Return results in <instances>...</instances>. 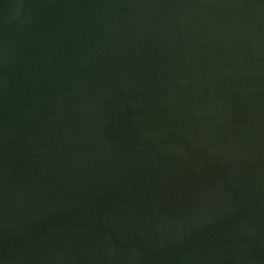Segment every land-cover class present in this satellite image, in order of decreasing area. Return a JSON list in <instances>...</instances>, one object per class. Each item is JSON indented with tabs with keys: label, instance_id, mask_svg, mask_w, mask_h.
I'll return each instance as SVG.
<instances>
[{
	"label": "water",
	"instance_id": "obj_1",
	"mask_svg": "<svg viewBox=\"0 0 264 264\" xmlns=\"http://www.w3.org/2000/svg\"><path fill=\"white\" fill-rule=\"evenodd\" d=\"M0 264H264V0H0Z\"/></svg>",
	"mask_w": 264,
	"mask_h": 264
}]
</instances>
